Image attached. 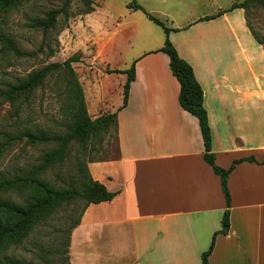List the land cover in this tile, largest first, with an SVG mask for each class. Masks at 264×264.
<instances>
[{
	"label": "crops",
	"instance_id": "crops-1",
	"mask_svg": "<svg viewBox=\"0 0 264 264\" xmlns=\"http://www.w3.org/2000/svg\"><path fill=\"white\" fill-rule=\"evenodd\" d=\"M99 9L80 17L90 32ZM223 11L172 28L169 40L202 89L214 164L228 169L254 159L228 176L229 230L215 237L208 264H264V50L243 9ZM154 42L130 58L135 77L120 110L119 83L115 156L88 163L92 178L117 195L81 214L70 233L69 264H202L221 229L220 178L204 161L197 119L179 105L159 37ZM106 69L118 70L110 63ZM83 91L91 119L110 109L109 93L90 89L88 101Z\"/></svg>",
	"mask_w": 264,
	"mask_h": 264
},
{
	"label": "rangeland",
	"instance_id": "rangeland-1",
	"mask_svg": "<svg viewBox=\"0 0 264 264\" xmlns=\"http://www.w3.org/2000/svg\"><path fill=\"white\" fill-rule=\"evenodd\" d=\"M64 1H28L4 16L0 15V36L12 38L19 51L15 55L0 42V91L7 83L15 82L33 70L50 63H63L70 56L81 53L80 62L73 63L72 67L85 88L88 101L90 89L91 93L100 89L109 93L110 105L107 107L110 109L102 113L106 114L115 112L119 83L122 84L120 94L123 97L125 74L108 73L112 74L109 76L102 70L104 65L110 63L118 71L128 70L130 58L148 46H154V40L158 37L159 45H163V30L150 21L145 12L163 21L169 28H178L198 18L214 15L219 8L230 9L244 0H134L145 12L130 8L133 0H91L93 7L100 8L99 15L94 19L96 29L93 32L80 22L83 15L80 12L84 8L82 0H72L69 11L71 18L67 23L59 15L56 26L47 33L27 26L30 17H43L48 10L59 9ZM245 18L255 36L264 44V8L251 6L245 12ZM59 87L61 85L51 79L46 86L36 90L29 100L20 98L11 103L0 96V179L28 171L41 162L46 151L55 147L52 143L31 144L23 137L25 132H35L39 128L52 135L66 132L62 108L65 97L60 94ZM99 137L88 144L85 158L104 160L115 156L114 127L111 126L109 133ZM91 147L94 148L90 150ZM81 154L80 145L73 143L64 163L48 170L43 176L55 185H74L71 184V177L76 172L75 159ZM25 195L26 192H9L4 196L21 203ZM82 205L83 202H79L74 206L58 208L45 222L38 224L23 243L9 247L5 255L35 264H44V261L63 263L67 238L65 230L78 217Z\"/></svg>",
	"mask_w": 264,
	"mask_h": 264
},
{
	"label": "trees",
	"instance_id": "trees-1",
	"mask_svg": "<svg viewBox=\"0 0 264 264\" xmlns=\"http://www.w3.org/2000/svg\"><path fill=\"white\" fill-rule=\"evenodd\" d=\"M28 1L39 0H0V15L4 16L9 11L16 9ZM71 2L72 0H65L59 9L48 10L44 13L43 17H30L27 26L30 29L47 33L56 26L59 15H62L63 20L67 23L71 18L69 12ZM82 3L84 8L81 10L80 14L85 15L94 11L91 0H82ZM251 6H261L264 8V0H244L241 3L232 5L230 9L223 11V13L238 8L247 12ZM129 7L145 12L134 0ZM145 14L150 21L163 30L165 40L159 51L168 56L170 71L178 81L179 105L184 111L197 119L204 145V161L211 166L213 172L220 178L226 209L222 215L220 231L213 235L208 250L201 256V263L208 264V257L212 253L215 237L218 234L225 235L229 230L230 195L227 187L228 176L236 164L243 161L253 162L254 159L253 157H249L234 161L228 169H222L214 164V154L211 151V131L208 124L207 112L203 106L202 89L194 76L191 66L179 57L175 47L169 40L170 32L176 30L167 27L163 21L151 14L147 12H145ZM220 14H222V12L202 20L213 19ZM248 28L255 40L262 45L264 50V44L259 41L249 26ZM0 42L6 50L15 55L19 54L12 38L1 35ZM80 60L81 53H77L67 58L63 63H50L44 65L29 72L24 77L17 79L15 82L7 83L5 88L0 91V96L11 103L20 98L26 101L29 100L30 96H32L36 90L43 88L53 79L56 84L61 85V87H59L61 89L60 94L65 97L62 108L67 129L62 135H52L42 128L37 129L35 132H25L23 137H25L29 143H52L55 147L46 151L41 157V162L31 167L28 171L10 178L0 179V264H35L24 259L9 257L5 255V251L11 246L23 243L33 232L35 227L45 222L58 208L64 205L74 206L79 202H83L78 217L73 219L70 226L65 230L67 234L65 242V261L61 264H69L68 247L70 233L72 229L79 224L81 214L90 204L111 201L117 195V192H110L102 183L94 180L89 172L88 163L101 160L84 157L88 144L95 138L102 134L109 133L111 126L114 127L115 131L117 130V112L102 114L95 119H91L87 111L83 87L77 73L72 67L73 63L80 62ZM134 65L135 61L131 64L130 68L125 71H110L106 69L107 73H122L126 75V81L122 89V105L118 110L124 108L127 104L130 85L135 77ZM73 143H78L82 151L81 156H77L75 159L76 172L71 177V184L74 185L63 187L61 185L52 184L43 175L48 170L64 163ZM98 145H100V139ZM92 148L94 147H91L90 150H92ZM57 177L60 178L59 175ZM9 192H26V195L23 202L19 203L4 196ZM44 264L51 263L44 261Z\"/></svg>",
	"mask_w": 264,
	"mask_h": 264
}]
</instances>
